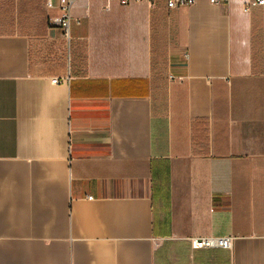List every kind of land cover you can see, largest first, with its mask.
I'll return each instance as SVG.
<instances>
[{
  "label": "crops",
  "instance_id": "crops-1",
  "mask_svg": "<svg viewBox=\"0 0 264 264\" xmlns=\"http://www.w3.org/2000/svg\"><path fill=\"white\" fill-rule=\"evenodd\" d=\"M246 1L76 0L68 41L57 1L0 0V264H264Z\"/></svg>",
  "mask_w": 264,
  "mask_h": 264
},
{
  "label": "built area",
  "instance_id": "built-area-1",
  "mask_svg": "<svg viewBox=\"0 0 264 264\" xmlns=\"http://www.w3.org/2000/svg\"><path fill=\"white\" fill-rule=\"evenodd\" d=\"M53 0H49L52 5ZM57 1V8L59 14L49 18V23L53 27H58L62 31V35L66 40H70V27L72 21V8L76 0H55ZM131 1L142 2L145 0H120L124 5L129 4ZM153 2L154 0H147ZM197 2V0H167L168 8H178V7H187L192 6ZM213 5L229 4L231 0H209ZM261 6L264 7V0H247L243 11L248 13L252 7ZM66 80V79H65ZM61 80L58 78L53 80V83H59ZM231 240L226 239H213V238H203L195 242V245L199 248L220 246V247H229Z\"/></svg>",
  "mask_w": 264,
  "mask_h": 264
}]
</instances>
